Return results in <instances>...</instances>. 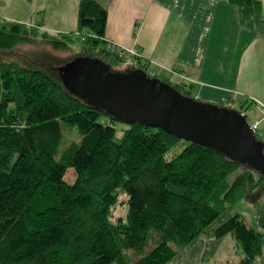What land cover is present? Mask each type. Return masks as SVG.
Masks as SVG:
<instances>
[{
	"label": "trees",
	"instance_id": "1",
	"mask_svg": "<svg viewBox=\"0 0 264 264\" xmlns=\"http://www.w3.org/2000/svg\"><path fill=\"white\" fill-rule=\"evenodd\" d=\"M229 1L245 26L264 31L262 0ZM107 17L98 0H79L78 28H86L79 54L111 67L131 58L152 75L140 54L106 44ZM42 22L0 18V264H168L209 229L234 235L245 253L240 264H261L263 233L241 214L212 223L264 173L161 127L125 122L71 93L54 66L55 74L25 62L19 44L38 35L69 45L68 32L55 37ZM62 123L80 135L65 157ZM179 141L182 149L168 156ZM69 166L73 181L65 179ZM120 190L127 211L114 219Z\"/></svg>",
	"mask_w": 264,
	"mask_h": 264
},
{
	"label": "crops",
	"instance_id": "2",
	"mask_svg": "<svg viewBox=\"0 0 264 264\" xmlns=\"http://www.w3.org/2000/svg\"><path fill=\"white\" fill-rule=\"evenodd\" d=\"M98 1L108 11L106 44L119 42L138 49L156 75H168L169 81L181 84L201 100L222 103L241 101L247 96L260 115L263 112L260 118L252 119L261 124L264 119V31L245 26L235 3L229 0ZM78 2L0 0V18L37 22L38 11L48 8L62 13L69 7L78 13ZM40 21H43L42 28L48 30L56 26L48 24L43 17ZM58 23L64 27L63 21ZM234 213L241 214L234 210L227 217ZM227 245L236 253L234 264H239L245 253L234 235L215 236L212 229L183 246L168 264H206L208 257ZM263 253L264 248L256 258L261 264Z\"/></svg>",
	"mask_w": 264,
	"mask_h": 264
},
{
	"label": "water",
	"instance_id": "3",
	"mask_svg": "<svg viewBox=\"0 0 264 264\" xmlns=\"http://www.w3.org/2000/svg\"><path fill=\"white\" fill-rule=\"evenodd\" d=\"M58 69L71 93L115 117L161 127L264 173V141L245 112L185 94L142 67L115 70L101 58L79 54Z\"/></svg>",
	"mask_w": 264,
	"mask_h": 264
},
{
	"label": "rangeland",
	"instance_id": "4",
	"mask_svg": "<svg viewBox=\"0 0 264 264\" xmlns=\"http://www.w3.org/2000/svg\"><path fill=\"white\" fill-rule=\"evenodd\" d=\"M54 7V6H53ZM49 9V8H48ZM46 10H40L38 11L35 18L36 20L40 21L41 17H43L44 20L48 22V24L56 25L55 27H49V30L52 34L56 35L55 37H62L63 32H68L70 34V39H68V47L65 46V44L61 42H49L47 38L41 37V35H38V40L31 42H23L20 43L21 48L19 49V53L17 56L24 59L27 63H33L35 66L45 68L46 71H49L51 73H56L58 70V73L60 75V70L58 69L59 66H62L66 62H69L73 60L76 56L79 55L80 50L83 48V42L82 37L85 35L83 30L86 28H81V31L78 29V22L76 21L77 16V9L76 12L73 11V9L69 8L65 12H56L55 10L49 11ZM46 12V13H45ZM44 13L47 15V19L44 15ZM63 17V18H62ZM66 19V22H65ZM58 21H63L64 27L58 26ZM41 30L44 28H40ZM79 31V32H78ZM82 32V33H81ZM132 59L123 60L119 63H115L112 65V69L115 70H121L125 68H132L135 67V64L131 62ZM49 66H54V68H50ZM150 74L156 75V72L150 70ZM158 77L162 79L168 80L170 78L168 75L158 73ZM171 79V78H170ZM169 81V80H168ZM172 81V80H171ZM170 81V82H171ZM171 83H174L173 81ZM183 90L184 87H181ZM189 94L192 95V93L189 92ZM193 96V95H192ZM206 101V100H205ZM208 101V100H207ZM215 103V102H214ZM220 105L227 106L229 108H236L241 109V111L246 113L247 119L249 122L252 121V119L258 117L260 118V110L255 108V104L253 102H250L248 100L247 96L242 97L241 101H228V102H222L217 103ZM261 124H259L258 131L255 133L256 135L259 132V136H261L260 132L264 129V119H261ZM118 128H123L126 125L124 123H118ZM62 139L61 144L58 152V156L63 157L67 155V152L69 151V144L71 142H75L79 139V133L73 126H67L66 124L62 123ZM121 133V129L118 130V135ZM258 136V135H257ZM259 138V137H258ZM264 141V134L263 138ZM184 142L179 141L175 145H173L168 151L167 155L170 156L174 152L182 149ZM67 150V152H65ZM257 175V174H256ZM235 176V173L230 175V178H233ZM65 179L68 181H73L75 179V170L73 167L69 166L65 172ZM118 196V201L113 206V216L112 218H116L119 215L125 216L127 211V203L126 198L127 195L125 191L120 190ZM255 194H254V193ZM253 192L245 193L240 198L234 200L229 204V207H227L225 210H223L220 215L213 221L212 225L214 223H217L218 221H222V219L226 218L228 216V213L231 211L233 212L238 211L241 213V215L244 216L245 220L248 222V224L254 226V228L260 230L263 233V244H264V182H262L257 188L253 190ZM253 193V194H250ZM255 196V197H254ZM257 198V199H254ZM256 202V204H255ZM264 248V247H263ZM241 250V248H240ZM236 253L232 251V247L230 245L221 246V248L213 255L208 257V262L206 264H234V260L236 259ZM262 263L264 264V253L262 258L260 259ZM240 264V263H239Z\"/></svg>",
	"mask_w": 264,
	"mask_h": 264
},
{
	"label": "built area",
	"instance_id": "5",
	"mask_svg": "<svg viewBox=\"0 0 264 264\" xmlns=\"http://www.w3.org/2000/svg\"><path fill=\"white\" fill-rule=\"evenodd\" d=\"M107 45L109 47L112 46V48L117 49L119 52H122L124 54H127L130 57H132L134 55H139L140 54V52L138 51V49L132 48V47H128V46H126V45H124L122 43H119V42H114V43L109 42ZM250 126L252 127V129L256 133L258 131V128H259V121L257 119L252 120L250 122ZM260 134H261V136H259V132H258V134H257L258 136L257 135L256 136L259 137V138H261V137L263 138L264 131H261Z\"/></svg>",
	"mask_w": 264,
	"mask_h": 264
},
{
	"label": "flooded vegetation",
	"instance_id": "6",
	"mask_svg": "<svg viewBox=\"0 0 264 264\" xmlns=\"http://www.w3.org/2000/svg\"><path fill=\"white\" fill-rule=\"evenodd\" d=\"M106 62V61H105ZM111 67V66H110ZM132 68H135V67H132ZM143 68V67H142ZM125 69H127V68H125ZM125 69H121V70H125Z\"/></svg>",
	"mask_w": 264,
	"mask_h": 264
}]
</instances>
